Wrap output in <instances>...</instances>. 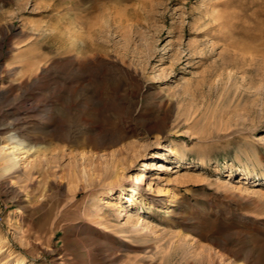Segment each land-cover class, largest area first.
<instances>
[{
	"label": "rangeland",
	"instance_id": "374dc122",
	"mask_svg": "<svg viewBox=\"0 0 264 264\" xmlns=\"http://www.w3.org/2000/svg\"><path fill=\"white\" fill-rule=\"evenodd\" d=\"M0 264H264V0H0Z\"/></svg>",
	"mask_w": 264,
	"mask_h": 264
}]
</instances>
